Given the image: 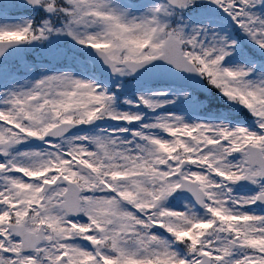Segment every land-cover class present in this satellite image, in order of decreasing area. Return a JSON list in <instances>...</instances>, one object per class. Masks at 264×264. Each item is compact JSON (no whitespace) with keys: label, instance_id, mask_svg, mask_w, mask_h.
<instances>
[{"label":"snow or ice","instance_id":"6c2138e0","mask_svg":"<svg viewBox=\"0 0 264 264\" xmlns=\"http://www.w3.org/2000/svg\"><path fill=\"white\" fill-rule=\"evenodd\" d=\"M0 264H264V0H0Z\"/></svg>","mask_w":264,"mask_h":264}]
</instances>
